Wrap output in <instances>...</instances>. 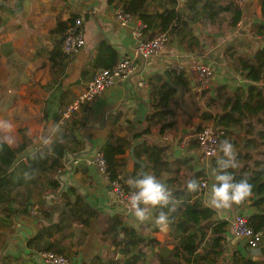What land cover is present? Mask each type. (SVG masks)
Here are the masks:
<instances>
[{
  "label": "crops",
  "instance_id": "1",
  "mask_svg": "<svg viewBox=\"0 0 264 264\" xmlns=\"http://www.w3.org/2000/svg\"><path fill=\"white\" fill-rule=\"evenodd\" d=\"M166 1L148 0L150 8L157 6L160 11H163L162 5H171ZM187 1L178 0L180 11L186 10ZM236 2L243 10L238 24L193 23L188 35L195 38L193 42L170 35L171 39L163 50L146 59L138 57L136 70L131 75L117 79L73 115L81 127L78 132L85 139L86 148L77 154L69 152L66 155L65 167L57 176L61 181L59 190L44 192L38 186L33 187L30 202L21 203L22 212L8 220H0V264H45L42 253L50 247L63 250L72 264H123L130 255L121 249L127 241L125 239L121 243L125 232L120 226L119 247L105 233L113 224L114 216H121L124 225L135 229L147 241L153 237L163 243L174 241L171 224L170 235L166 238L152 221L140 223L136 220L118 200L110 180L93 160L101 145L109 140L116 142V135L127 136L132 122L145 118L151 111L148 79L157 72L183 71L192 89L184 98H179L180 104H173L177 109L175 126L164 135L156 128L150 137L158 143L173 145L170 160H191L189 164L194 170L183 166L180 174L191 175L199 169L205 170L204 176L209 177V185L200 190L207 205L216 157L204 163L199 160L201 153L195 136L196 128L192 130L186 124L202 119V115L208 112L214 114L211 119L217 124L216 117L227 111L229 98L236 90H245L250 84L246 75L237 69L235 58L253 55L264 46L262 0ZM121 6L120 0H0V119L10 120L15 126V143L12 145L27 142L21 158L25 159L41 149L40 138L50 135L53 125L63 126L69 119L63 117V112L100 68L91 64L102 43L112 45L119 58L134 53L137 39L130 28L122 26L115 18V11ZM78 17L82 18L85 46L63 58L54 56L56 44L63 41L68 25ZM195 63L207 64L214 70L211 84L204 90L199 88L197 73L193 70ZM179 66H182L180 71L177 70ZM180 94L179 91L177 95ZM215 104H222L220 113L215 112ZM200 105H204V112L199 117L197 110ZM61 111V117L56 118L55 113ZM240 128H230L233 134L231 139H227L232 142L236 135L245 134V129ZM18 138L21 140L17 143ZM183 138L190 139V145L185 148L180 144ZM234 149L239 151L238 147L234 146ZM74 157L80 158L78 165L71 162ZM118 157L120 178L125 185H128L126 181L129 178L141 172L153 174L147 159L136 158L132 147H127ZM167 175V172H162L158 179L164 183ZM44 180L48 181L47 178ZM182 181L183 176H180L175 183ZM69 186L76 188L75 194L69 192L72 202L76 200V195H81L78 205L89 203L98 209L97 214L89 215V223L84 221L87 216L81 211H77L75 217L67 211L68 198L64 192ZM26 204H29L30 212L23 210ZM237 212L249 215L256 209L248 201L242 208L232 206L228 210L216 211L214 215V220H228V252L224 256L229 259V251L236 247L246 256L263 260L264 247L250 248L244 241L232 236L229 220ZM169 246L172 248L174 244ZM157 249V246H145L138 263L155 264ZM136 251L133 249L131 253ZM222 262V259L218 260V263ZM175 264L188 263L177 258Z\"/></svg>",
  "mask_w": 264,
  "mask_h": 264
},
{
  "label": "trees",
  "instance_id": "2",
  "mask_svg": "<svg viewBox=\"0 0 264 264\" xmlns=\"http://www.w3.org/2000/svg\"><path fill=\"white\" fill-rule=\"evenodd\" d=\"M120 2H122L121 8L136 15L145 24L143 29L145 36L153 37L161 31H167L169 35L181 37L182 41L189 42L195 40L188 36L192 30L191 24L228 22L229 25L235 26L243 13L236 0H188L185 11L178 9V0H168L171 5H162L163 11H160L157 6L150 8L148 0H120ZM262 11L264 15V0H262ZM66 34L67 30L64 36ZM234 54L231 53V55ZM65 55L61 40L56 44L54 56L63 58ZM118 60L117 50L104 42L91 65L95 68H111ZM235 60L237 69L246 75L250 84L247 89L239 88L234 96H230L227 111L216 117L217 125H221L226 130L221 141L231 139L233 133L230 132V128L241 126L245 129V134L232 139L233 145L238 147L239 151L235 157L237 167L228 171L236 181L247 178L252 185V194L243 204L233 206L242 208L250 201L256 209V212L248 215L250 223L256 230H264V46L253 55L240 56ZM148 85L151 111L145 118L132 122L133 125L127 136L116 135V142L109 140L99 149L103 151L106 158L110 182L120 177L118 155L124 153L127 147L133 148L136 158L147 159L148 166L153 169V174L157 178L161 177L162 172H167L168 177L164 183L172 190L176 198L175 210L170 213L171 236L174 241L163 243L156 237L147 241L135 229L124 225L121 216H114L113 224L105 233L109 234L112 241L119 247V227L121 226L125 232L121 243L125 239L127 241L121 249L126 255L128 253L130 255L123 264H139L147 245L158 247L155 252V264H175L177 258H182L188 264H222L223 262L264 264V259H253L244 255L236 247L229 251V259L224 256L228 252L226 248L228 220H214L216 210L204 203L202 191L190 193L186 187L190 179L195 178L201 182V179L205 177V170L199 169L191 175L180 174L183 166L194 170V167L189 164L191 160L187 158L170 160L173 145L158 143L150 137L156 128L160 134L164 135L168 129L175 126L177 109L173 104H180L179 98H184L185 94L191 91L188 76L183 71L181 73H176L175 70L157 72L149 77ZM179 91L181 94L177 95ZM61 115L62 111L55 113L56 118H60ZM202 116L203 119L209 120L213 113L208 112ZM70 118L63 126H59L60 131L50 147L43 146L25 159L21 158V154L27 142H20L16 146L7 144L0 146V220H8L22 212L21 203L26 200L30 202V192L33 187L38 186L44 192L57 191L61 188V181L57 176L65 167L66 155L69 152L77 154L87 145L78 132L81 128L78 122L73 116ZM202 127V123L198 124L196 133ZM237 137L242 139L239 140ZM213 166L216 169L217 158H214ZM180 176H183V181L175 183ZM45 178L48 179L47 182ZM125 186L131 189L129 185ZM69 192L75 194L76 188L69 186L64 192L68 198L67 211L74 217L77 211H81L87 216L84 221L89 223V215L97 214L98 209L89 203L78 205L82 199L81 195H76V200L72 202L70 200L72 195H69ZM23 210L30 212L29 204H26ZM171 243L174 244L172 248L169 246ZM133 249L137 251L131 253ZM48 250L65 254L63 250L53 247L46 249ZM220 259L222 263H218Z\"/></svg>",
  "mask_w": 264,
  "mask_h": 264
},
{
  "label": "built area",
  "instance_id": "3",
  "mask_svg": "<svg viewBox=\"0 0 264 264\" xmlns=\"http://www.w3.org/2000/svg\"><path fill=\"white\" fill-rule=\"evenodd\" d=\"M115 18L122 26L130 28L132 35L137 39L138 43L134 53L119 58L116 65L111 68H99L85 89L75 100L67 105L63 112V117L66 119L77 113L85 103L93 101L100 96L117 79L126 78L131 75L136 70L138 57L146 59L160 52L168 45L171 39L167 31H161L153 37L145 36L143 32L145 24L142 20L136 15L126 12L123 8H118L115 11ZM85 44L86 38L83 33L82 18L78 17L68 25L67 34L62 41V49L66 54L72 55L79 52ZM181 68L182 66H179L177 70L180 71ZM193 70L197 73L199 88L201 90L208 88L214 77V70L204 63H195ZM141 84L144 85L145 81L141 82ZM225 133V128L217 124L206 125L197 131L196 139L201 153L199 160L202 163L210 161L215 157H210L208 153L213 150L219 151V144ZM180 144L182 148H185L190 145V139L183 138ZM93 160L100 171L109 179L108 164L103 151L97 149ZM80 161L79 157H74L71 160L75 165H78ZM110 184L118 200L128 210V197L132 189H128L120 177L110 182ZM208 185L209 177L205 175L201 179L200 189L204 190ZM229 222L231 234L234 238L244 241L253 249L264 247V232L254 228L246 213L237 212ZM42 257L45 264H72L71 259L66 254L54 250L43 252Z\"/></svg>",
  "mask_w": 264,
  "mask_h": 264
},
{
  "label": "clouds",
  "instance_id": "4",
  "mask_svg": "<svg viewBox=\"0 0 264 264\" xmlns=\"http://www.w3.org/2000/svg\"><path fill=\"white\" fill-rule=\"evenodd\" d=\"M14 131L15 126L10 120L0 119V146L3 144L11 146L15 143ZM59 131V127L53 125L51 134L40 138L41 144L50 147ZM208 155L217 158V167L213 171V183L208 193L207 206L220 212L232 208L233 205L243 204L252 194V185L247 178L236 181L228 171L237 167L233 143L225 139L220 142L219 151H210ZM126 182L132 189L127 203L132 216L140 223L152 221L161 232H167L171 224L170 213L176 207V198L172 190L151 172H141ZM186 187L190 193L198 192L201 182L193 178L187 182Z\"/></svg>",
  "mask_w": 264,
  "mask_h": 264
},
{
  "label": "rangeland",
  "instance_id": "5",
  "mask_svg": "<svg viewBox=\"0 0 264 264\" xmlns=\"http://www.w3.org/2000/svg\"><path fill=\"white\" fill-rule=\"evenodd\" d=\"M215 101V100H214ZM201 107L197 110V115L200 117L201 116V112H204V105H200ZM221 106H222V104H215V105H213V107L215 108V112L216 113H220L221 111H220V108H221ZM214 115V114H213ZM200 122H202L203 124V127L204 126H206V125H209V124H213V125H216V121L214 120V119H209V120H205V119H199V120H196V121H192L191 123H187L186 125H187V127H190V128H192V130H194L196 127H195V125H197L198 123H200ZM241 129V128H240ZM242 130H244V129H242ZM195 136H196V134H195ZM237 136V135H236ZM235 136V137H236ZM192 137H193V135H192ZM239 140H241L242 138L241 137H237ZM21 139L20 138H18V141H17V143L20 141ZM223 141V140H222ZM236 152V154H237V151H235ZM236 159V158H235Z\"/></svg>",
  "mask_w": 264,
  "mask_h": 264
},
{
  "label": "water",
  "instance_id": "6",
  "mask_svg": "<svg viewBox=\"0 0 264 264\" xmlns=\"http://www.w3.org/2000/svg\"><path fill=\"white\" fill-rule=\"evenodd\" d=\"M164 234H165V237L168 238V236L170 235V231L168 230L167 232H164Z\"/></svg>",
  "mask_w": 264,
  "mask_h": 264
}]
</instances>
